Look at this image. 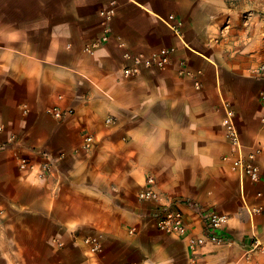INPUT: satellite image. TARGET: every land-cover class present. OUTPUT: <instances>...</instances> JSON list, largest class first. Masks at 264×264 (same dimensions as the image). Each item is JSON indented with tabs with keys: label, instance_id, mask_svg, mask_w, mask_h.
<instances>
[{
	"label": "crops",
	"instance_id": "1",
	"mask_svg": "<svg viewBox=\"0 0 264 264\" xmlns=\"http://www.w3.org/2000/svg\"><path fill=\"white\" fill-rule=\"evenodd\" d=\"M258 16L230 0H0V264H264ZM162 49L170 64L146 67ZM251 154L257 182L233 166ZM149 176L192 223L226 215L227 243L192 254L162 233L139 199Z\"/></svg>",
	"mask_w": 264,
	"mask_h": 264
},
{
	"label": "built area",
	"instance_id": "2",
	"mask_svg": "<svg viewBox=\"0 0 264 264\" xmlns=\"http://www.w3.org/2000/svg\"><path fill=\"white\" fill-rule=\"evenodd\" d=\"M171 54L172 50L162 49L157 54H154L152 59L145 61V66L162 69L170 64ZM138 72V70H126L125 74L136 75ZM255 75L258 78L264 79V63L255 69ZM261 98L264 100V92ZM48 113L59 121H62L65 117V114L58 111V109H51ZM108 122L110 123L111 120H108ZM262 123H264V119ZM224 125L228 140L233 145L239 147L241 143L240 135L233 122V114L231 112L227 113ZM2 132L3 128H0V133ZM92 141V137L87 138L86 149L90 147ZM233 166L242 176L251 179V181L257 182L259 180L260 173L259 169L254 165V155H241L234 162ZM49 171L50 167H44L40 177L46 178ZM139 199L142 202L150 204V206L158 211L156 219L158 229L167 236H174L182 240L192 254H197L207 245H222L227 243V238L224 234L228 223L226 215L200 208V222L198 224L192 223L182 210L176 208V203L168 201L159 192L157 183L153 177H147L144 189L139 193ZM88 242H91L93 251L99 249L100 244L97 239H91Z\"/></svg>",
	"mask_w": 264,
	"mask_h": 264
},
{
	"label": "rangeland",
	"instance_id": "3",
	"mask_svg": "<svg viewBox=\"0 0 264 264\" xmlns=\"http://www.w3.org/2000/svg\"><path fill=\"white\" fill-rule=\"evenodd\" d=\"M259 2L264 5V0H230L232 3V7L234 10L238 11V14L244 17L245 19H249L254 15L257 16L261 20H264V6L257 8L255 5Z\"/></svg>",
	"mask_w": 264,
	"mask_h": 264
}]
</instances>
